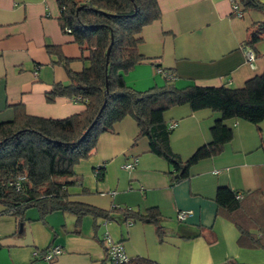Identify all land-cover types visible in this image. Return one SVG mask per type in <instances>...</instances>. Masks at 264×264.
Here are the masks:
<instances>
[{"label":"crops","instance_id":"obj_1","mask_svg":"<svg viewBox=\"0 0 264 264\" xmlns=\"http://www.w3.org/2000/svg\"><path fill=\"white\" fill-rule=\"evenodd\" d=\"M157 3L160 19L142 28L137 46L145 59L122 74L127 85L143 90L163 84L158 67L173 74L180 88L240 87L264 71V34L253 45L246 43L252 23L264 17L261 12L237 16L232 0ZM59 14L58 0H0V122L12 120L18 106L46 118H64L85 108L83 102L63 96L45 99L55 82L69 83L48 46H59L74 71L87 64V52L62 31ZM248 50L254 54L252 64L245 57ZM164 117L175 123L171 149L185 160L211 140L210 128L219 113L182 104ZM225 122L232 138L218 154L194 163L188 177L177 180L171 165L150 152L146 137L134 141L138 127L125 116L113 131L99 135L89 157L73 166L80 182L68 191L72 199L102 209L127 207L145 213L155 207L157 222L124 221L117 213L106 221L85 215L76 226L74 215L65 211L40 220L37 210L32 214L27 209L21 222L0 213V264H112L105 233L122 244L129 259L142 257L152 264H264V249L253 246L231 213L214 200L220 186L236 191L243 197L236 220L256 236L264 230V118L257 125L243 119ZM129 163L133 166L126 168ZM181 210L191 212L179 220ZM53 246H60L61 253L42 259Z\"/></svg>","mask_w":264,"mask_h":264},{"label":"trees","instance_id":"obj_2","mask_svg":"<svg viewBox=\"0 0 264 264\" xmlns=\"http://www.w3.org/2000/svg\"><path fill=\"white\" fill-rule=\"evenodd\" d=\"M236 2L242 14L256 10L264 16L261 0ZM58 3L60 27L72 36L81 52H87L83 57L87 64L74 71L59 46H48V53L57 55L55 63L64 68L69 83L55 82L45 93V99L52 102L63 96L83 102L85 108L64 118H46L28 114L18 106L12 120L0 122V213L11 214L21 222L26 218L25 211L33 207L40 220L54 211L69 212L74 215L76 226L85 215L106 221L117 213L124 221L155 223L159 216L155 207L141 213L127 207L102 209L72 199L68 188L80 182L73 166L93 153L101 133L113 131L116 122L131 116L138 127L134 141L146 137L150 152L171 165L176 179L186 178L194 163L218 154L232 138V129L225 121L243 119L257 125L263 120L264 71L248 78L240 87L222 84L180 88L175 86L173 74L158 67L165 76L163 84L138 90L127 85L122 74L145 59L137 46L142 28L160 19L157 0H58ZM262 34L264 17L252 23L246 43L253 45ZM182 104H188L191 110L208 108L219 113L210 128L211 140L185 160L171 149L173 127L164 117L167 110ZM100 172L98 168L97 174L102 176ZM242 198L227 186L218 187L214 195L217 205L231 213L240 233L248 235L253 246L264 249V230L256 236L236 220L235 214L242 210ZM130 262L152 264L142 257L130 258Z\"/></svg>","mask_w":264,"mask_h":264},{"label":"built area","instance_id":"obj_3","mask_svg":"<svg viewBox=\"0 0 264 264\" xmlns=\"http://www.w3.org/2000/svg\"><path fill=\"white\" fill-rule=\"evenodd\" d=\"M232 12L234 14H236L237 16L242 15L240 8L238 6V3L236 1L232 0ZM67 31H69V28H66ZM246 60L252 64L253 60H254V54L252 52V50H248L246 52ZM158 72H161V69H157ZM36 73V72H35ZM175 123L170 124L171 127H174ZM133 164L129 163L126 164V168H130L132 167ZM240 196V194L238 195ZM191 211L189 210H181L177 213V219L182 220L185 219L186 216L188 214H190ZM104 240H105V244H106V250H107V254L108 257L111 259V263L112 264H125L128 262L129 258L126 255L123 246L120 242H114L112 241V239L109 237V235L107 233L104 234ZM61 253V248L60 246H53V247H49L47 248L43 255H42V259L44 260H50L52 258H54L55 256H57L58 254ZM30 264H34L33 262Z\"/></svg>","mask_w":264,"mask_h":264},{"label":"rangeland","instance_id":"obj_4","mask_svg":"<svg viewBox=\"0 0 264 264\" xmlns=\"http://www.w3.org/2000/svg\"><path fill=\"white\" fill-rule=\"evenodd\" d=\"M0 208H1V206H0ZM30 212H31L32 214H37L36 209L33 208V207L28 209V213H30Z\"/></svg>","mask_w":264,"mask_h":264},{"label":"water","instance_id":"obj_5","mask_svg":"<svg viewBox=\"0 0 264 264\" xmlns=\"http://www.w3.org/2000/svg\"><path fill=\"white\" fill-rule=\"evenodd\" d=\"M109 51H110V45L108 46L107 51H106V64H107V59H108ZM106 86H107V84H106ZM105 92H107V88H106Z\"/></svg>","mask_w":264,"mask_h":264}]
</instances>
